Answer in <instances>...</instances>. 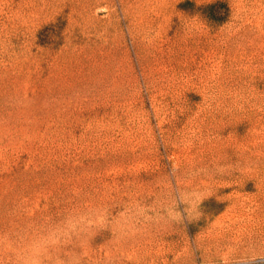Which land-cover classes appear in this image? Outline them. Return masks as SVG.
<instances>
[{"label":"rangeland","instance_id":"rangeland-1","mask_svg":"<svg viewBox=\"0 0 264 264\" xmlns=\"http://www.w3.org/2000/svg\"><path fill=\"white\" fill-rule=\"evenodd\" d=\"M0 264H264V0H0Z\"/></svg>","mask_w":264,"mask_h":264}]
</instances>
